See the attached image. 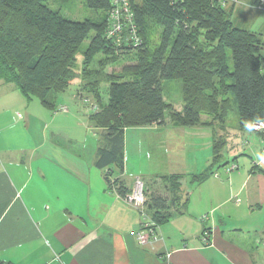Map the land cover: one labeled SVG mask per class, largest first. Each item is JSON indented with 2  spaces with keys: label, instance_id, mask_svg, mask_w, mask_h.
<instances>
[{
  "label": "crops",
  "instance_id": "obj_1",
  "mask_svg": "<svg viewBox=\"0 0 264 264\" xmlns=\"http://www.w3.org/2000/svg\"><path fill=\"white\" fill-rule=\"evenodd\" d=\"M229 6L233 10L236 5ZM57 105L51 110L35 98L27 100L14 84L0 80L1 260L13 264H264V140L251 124L241 125L239 119L230 124L228 118L219 135L227 142L233 139L234 148L225 151L226 143L215 166L218 175L200 183L193 182L192 176L212 164L213 127L178 126L169 120L142 127L162 132L158 140L144 143L161 147L156 151L161 149L158 155L164 164L129 165L125 157L122 173L115 172L114 177L120 176L132 189L138 178L149 183L181 173L185 210L158 229L156 241L141 244L139 210L109 188L105 169L96 164L98 147L90 154L87 138L70 131L73 124L89 128V122L71 114L65 104ZM173 106L182 110L183 103ZM231 164L238 167L227 172ZM205 233L208 244L203 241Z\"/></svg>",
  "mask_w": 264,
  "mask_h": 264
},
{
  "label": "trees",
  "instance_id": "obj_2",
  "mask_svg": "<svg viewBox=\"0 0 264 264\" xmlns=\"http://www.w3.org/2000/svg\"><path fill=\"white\" fill-rule=\"evenodd\" d=\"M49 1L0 0V80L51 110L58 106L52 96L81 80L79 95L87 88L97 107L90 122L103 129L96 164L105 169L109 188L121 196L132 191L120 176L114 177L124 169L126 129L168 120L178 126L213 127L212 164L192 176L200 183L221 162L227 140L219 130L226 127L233 101L241 125L264 120V42L255 31L234 26L228 8L214 0H129L138 45L131 40L118 45L107 35L111 0H86L97 14L81 21L66 18ZM258 2L252 0L255 6ZM88 38L78 72L76 55ZM130 53L134 58L119 71H107ZM170 79L182 81V110L164 98L163 81ZM102 84L107 85V100ZM258 133L264 140V130ZM183 177L156 178L165 192L152 187L150 192V182L143 180L145 210L155 230L185 210ZM0 264L13 263L0 259Z\"/></svg>",
  "mask_w": 264,
  "mask_h": 264
},
{
  "label": "rangeland",
  "instance_id": "obj_3",
  "mask_svg": "<svg viewBox=\"0 0 264 264\" xmlns=\"http://www.w3.org/2000/svg\"><path fill=\"white\" fill-rule=\"evenodd\" d=\"M47 4L50 8L59 11L66 18L76 21L92 18L97 14L95 10L88 6L86 0H50L47 2ZM235 5L236 6L233 10L228 9L229 17L232 20L234 26L255 31L264 42V10L253 5L251 0H237ZM228 6L226 8H230V6ZM89 41L90 38L86 39L77 52L76 70L78 72H81L83 69V52L88 46ZM120 58L121 59L115 65H109L107 71H119L125 63H128L132 60V58H134V54H124L121 55ZM229 63L232 68L233 63L231 59L229 60ZM80 85L81 80L76 78L73 80L68 90L59 93L57 97L52 96V99H54L57 104H65L66 107L69 108V112L71 114H79V117L82 118L84 122H89V128L85 126L76 127L77 124H73L74 128L70 131H72L74 135L86 137L88 152L93 154L96 151V148L99 146L100 140L103 139V131L98 127L92 126L88 120L87 117L93 111H95L97 107L91 93L87 91V88H83L81 91L83 95L82 93L79 95ZM106 87V84H102L101 86L102 95L104 96L105 100L108 98ZM163 94L167 102L177 106L182 105V81L180 79L164 80ZM35 99L40 102L38 98ZM229 122L230 124L238 123V104L236 101H233V109L230 113ZM161 133V131L158 132L157 130H154L150 127H146L145 129L142 127L129 128L125 134L126 140L124 148V160L126 157L128 159L129 165L149 164L150 167L159 163L164 164V161L162 160L163 157L158 155L161 153V149H159V153L156 151V147H161L154 144L152 146H148L144 143L145 140H156V138L158 140L161 137ZM230 140L231 139H229V142H227L228 145L226 146L225 151L227 149L232 150L231 148H234L232 147L234 143H231L233 139L231 141ZM148 147L149 149L145 150ZM143 179L145 178L143 177ZM149 182L153 189L165 192L162 181H157L156 178H153L152 180H149Z\"/></svg>",
  "mask_w": 264,
  "mask_h": 264
},
{
  "label": "built area",
  "instance_id": "obj_4",
  "mask_svg": "<svg viewBox=\"0 0 264 264\" xmlns=\"http://www.w3.org/2000/svg\"><path fill=\"white\" fill-rule=\"evenodd\" d=\"M216 3L222 7H227L229 3H237V0H214ZM235 1V2H234ZM112 9L109 12V25L107 28V35L109 37L115 38V41L118 45H121L123 41L128 42L131 40L132 43L138 45L140 43V38L137 35V29L134 23H132V13L130 11V2L129 0H111ZM235 3V4H236ZM257 7L264 10V0H259ZM65 110V107H62V110ZM252 129L255 131L264 130V120H260L252 123ZM264 149V148H263ZM237 164H232L231 166L226 167L227 172H231L237 169ZM214 175L217 176L218 172H214ZM127 201L139 209V212L142 217L141 229L137 234L139 243L149 244L158 239V231L152 228V223L150 218L145 210L146 196L144 192V182L142 179L138 178L136 180L135 187L132 188V191L127 194ZM207 216H205L206 218ZM205 244L210 243L208 233H205L203 238ZM166 259L170 257V254H166Z\"/></svg>",
  "mask_w": 264,
  "mask_h": 264
},
{
  "label": "bare ground",
  "instance_id": "obj_5",
  "mask_svg": "<svg viewBox=\"0 0 264 264\" xmlns=\"http://www.w3.org/2000/svg\"><path fill=\"white\" fill-rule=\"evenodd\" d=\"M135 184H136V182H135ZM135 186V185H134Z\"/></svg>",
  "mask_w": 264,
  "mask_h": 264
}]
</instances>
